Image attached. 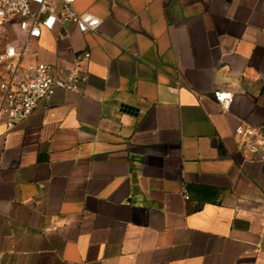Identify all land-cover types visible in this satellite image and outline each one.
Instances as JSON below:
<instances>
[{"label": "crops", "instance_id": "1", "mask_svg": "<svg viewBox=\"0 0 264 264\" xmlns=\"http://www.w3.org/2000/svg\"><path fill=\"white\" fill-rule=\"evenodd\" d=\"M73 9L97 30L42 31L24 62L88 52L80 92L0 118V264H264V161L234 135L264 126V0Z\"/></svg>", "mask_w": 264, "mask_h": 264}, {"label": "built area", "instance_id": "2", "mask_svg": "<svg viewBox=\"0 0 264 264\" xmlns=\"http://www.w3.org/2000/svg\"><path fill=\"white\" fill-rule=\"evenodd\" d=\"M78 0H0V26L14 32L13 38L0 52V118L7 129L26 120L40 101L51 98L57 90L79 93L83 77L80 65L89 58L88 52L73 53L69 64L54 68L42 62L25 63L29 42L42 31L71 24L76 31L92 33L100 21L88 12L77 13L73 4ZM66 33L56 32L61 40ZM213 100L227 111L232 102L230 91H214ZM243 152L264 161V126L239 125L234 130Z\"/></svg>", "mask_w": 264, "mask_h": 264}, {"label": "rangeland", "instance_id": "3", "mask_svg": "<svg viewBox=\"0 0 264 264\" xmlns=\"http://www.w3.org/2000/svg\"><path fill=\"white\" fill-rule=\"evenodd\" d=\"M14 32L10 29L0 26V52L5 48L7 43L13 38ZM2 74V67L0 65V76Z\"/></svg>", "mask_w": 264, "mask_h": 264}]
</instances>
